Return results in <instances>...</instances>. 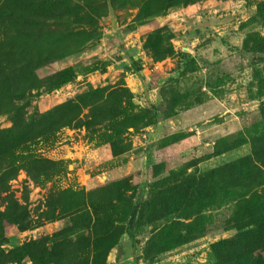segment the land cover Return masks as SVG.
<instances>
[{"label":"rangeland","instance_id":"1","mask_svg":"<svg viewBox=\"0 0 264 264\" xmlns=\"http://www.w3.org/2000/svg\"><path fill=\"white\" fill-rule=\"evenodd\" d=\"M263 161L264 0H0V264H264Z\"/></svg>","mask_w":264,"mask_h":264},{"label":"trees","instance_id":"2","mask_svg":"<svg viewBox=\"0 0 264 264\" xmlns=\"http://www.w3.org/2000/svg\"><path fill=\"white\" fill-rule=\"evenodd\" d=\"M169 4H173V2H171ZM9 105H14V104H13V102H10ZM251 157L247 156L245 158H241V159L237 160L235 163L230 164L229 166L232 168V170L235 169L239 178H243L247 181L249 180V181L254 182V180L255 181L257 180V175H260V174L257 173L255 175L253 173V171H251L249 169L250 164H248V162L251 159ZM137 214H138V207L135 206L133 208V210L131 212V216H130V226L131 227L135 226ZM263 219H264V217L262 219H258L257 221H255L254 223H252L250 225L241 226V228H240L241 232L237 236H235L234 238H231V239H223L222 243L223 244L224 243H229V244L231 243L234 245V247L247 246L250 242L249 240H247V238L249 236H252V235L261 236L262 240L264 241V220Z\"/></svg>","mask_w":264,"mask_h":264}]
</instances>
